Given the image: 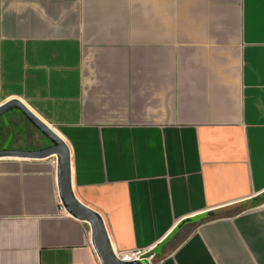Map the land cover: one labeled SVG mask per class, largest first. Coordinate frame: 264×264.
I'll use <instances>...</instances> for the list:
<instances>
[{
  "label": "crops",
  "instance_id": "0c3cea01",
  "mask_svg": "<svg viewBox=\"0 0 264 264\" xmlns=\"http://www.w3.org/2000/svg\"><path fill=\"white\" fill-rule=\"evenodd\" d=\"M9 98L66 141L114 251L264 264V0H0ZM0 264H102L49 157H0Z\"/></svg>",
  "mask_w": 264,
  "mask_h": 264
},
{
  "label": "water",
  "instance_id": "95a60500",
  "mask_svg": "<svg viewBox=\"0 0 264 264\" xmlns=\"http://www.w3.org/2000/svg\"><path fill=\"white\" fill-rule=\"evenodd\" d=\"M18 110L51 144L37 149H0V157L47 158L57 156L58 192L64 209L90 225L93 245L102 264H143L141 261L125 262L117 258L112 248L103 219L94 209L81 202L73 192L71 179V154L66 141L49 124L36 115L23 101L9 98L0 103V118L8 111Z\"/></svg>",
  "mask_w": 264,
  "mask_h": 264
},
{
  "label": "rangeland",
  "instance_id": "374dc122",
  "mask_svg": "<svg viewBox=\"0 0 264 264\" xmlns=\"http://www.w3.org/2000/svg\"><path fill=\"white\" fill-rule=\"evenodd\" d=\"M5 118V126L3 134H8L10 139L3 144L0 143V148L15 147V149H37L48 146L50 141L37 128H35L18 110L13 109L6 112L3 116ZM56 129L55 127H53ZM57 156L49 157V160L57 167ZM258 200H264L260 197ZM256 202H258L256 200Z\"/></svg>",
  "mask_w": 264,
  "mask_h": 264
},
{
  "label": "built area",
  "instance_id": "2783aa9c",
  "mask_svg": "<svg viewBox=\"0 0 264 264\" xmlns=\"http://www.w3.org/2000/svg\"><path fill=\"white\" fill-rule=\"evenodd\" d=\"M64 209V207L62 206ZM118 259L125 262L141 261L143 264H166L165 258L157 259L153 247L114 251Z\"/></svg>",
  "mask_w": 264,
  "mask_h": 264
},
{
  "label": "bare ground",
  "instance_id": "6f19581e",
  "mask_svg": "<svg viewBox=\"0 0 264 264\" xmlns=\"http://www.w3.org/2000/svg\"><path fill=\"white\" fill-rule=\"evenodd\" d=\"M56 164H57V162H56Z\"/></svg>",
  "mask_w": 264,
  "mask_h": 264
}]
</instances>
